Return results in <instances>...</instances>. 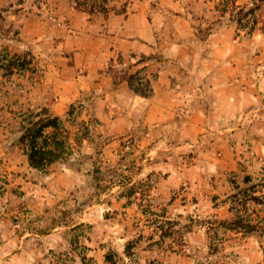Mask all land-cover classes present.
<instances>
[{
	"label": "rangeland",
	"instance_id": "rangeland-1",
	"mask_svg": "<svg viewBox=\"0 0 264 264\" xmlns=\"http://www.w3.org/2000/svg\"><path fill=\"white\" fill-rule=\"evenodd\" d=\"M45 1L15 0L0 8V264H264V27L246 36L232 26L237 57L228 62L235 67L221 92L222 117L207 123L206 135H191L201 133L181 128L191 105L178 104L171 121L155 126L147 107L133 112L128 106L123 118L125 105L101 101L102 92L61 101L65 89L54 88L59 75L69 81L87 67L78 68L66 47L77 32L71 17ZM88 1L153 12L164 2ZM202 1L180 0L200 12ZM238 11L232 9L234 20L254 18ZM30 13L43 14L60 37L28 39L21 19ZM256 18L264 26V8ZM202 23L203 48L209 27ZM131 62L119 60L116 68L126 72ZM188 76L185 70L176 81ZM135 77L143 85L149 80ZM201 90L189 93L193 103ZM71 106L72 128L85 121L89 137L67 163L45 171L31 166L17 143L22 119L42 108L67 119ZM113 253L115 262H107Z\"/></svg>",
	"mask_w": 264,
	"mask_h": 264
},
{
	"label": "crops",
	"instance_id": "crops-1",
	"mask_svg": "<svg viewBox=\"0 0 264 264\" xmlns=\"http://www.w3.org/2000/svg\"><path fill=\"white\" fill-rule=\"evenodd\" d=\"M14 1L0 0V8L7 7L5 4ZM45 2L47 3L43 2L44 5L59 10L61 17H71L77 32L74 36H68L69 42L65 46L75 52L77 67H87L83 74L76 69L69 81L63 74L61 77L59 75L54 88L65 89V93L59 91L61 101H72L84 91L92 94L102 92L104 99L99 97L101 101L119 108L125 105L123 118L128 116V106L134 108L133 112L147 107V121L155 126L171 121L178 104L188 105L189 108L191 105V113L181 120V128H199L201 133L197 131L191 135L201 136L206 135L205 130L210 120L222 117L220 114L223 113L224 99L221 92L230 80L231 68L235 67L228 62L237 57L238 43L231 36L232 26L235 25L236 30H239L230 5L224 6L225 0H218L213 9L206 6L207 0H203L201 12L200 7H195L191 2L185 7L180 0H164L162 8L155 12L148 6L129 11L121 2L117 6L120 9L110 7L106 12L91 14L77 8L75 0ZM239 3L237 0L236 5L245 9L252 5L250 0H246L244 4ZM44 18L43 14L36 13L34 16L25 15L21 19L23 33L28 39L45 43L48 39L60 37V29ZM201 19L202 26L209 27V35L203 40V48ZM171 34H176L177 37L171 38L167 45L160 43L162 38ZM224 54L229 56L225 57ZM125 58H130L132 62L130 69L121 73L116 64ZM223 68L226 69L224 73ZM185 70L189 73V79L176 81ZM137 74L149 79V96L136 93L131 88L126 76L134 77ZM197 87L203 88L198 104L188 97ZM130 119H127L128 122ZM145 119L142 121H146ZM188 124L189 127L186 126ZM253 181L254 179L251 182ZM261 193L264 196V186ZM258 257L259 255L257 259Z\"/></svg>",
	"mask_w": 264,
	"mask_h": 264
},
{
	"label": "trees",
	"instance_id": "trees-1",
	"mask_svg": "<svg viewBox=\"0 0 264 264\" xmlns=\"http://www.w3.org/2000/svg\"><path fill=\"white\" fill-rule=\"evenodd\" d=\"M236 1L225 0L224 6L230 5L232 9L239 8V13L244 12L245 7H238ZM75 2L77 8L89 13L98 10L106 12L110 9L106 1L99 6L95 2L90 4L88 0H75ZM250 2L252 5L247 8L248 11L245 15L250 14L254 18L243 22L244 18L239 16L236 20L239 30H243L248 36L252 35L257 29H263L264 27H259V20L256 18L257 13L264 8V0H250ZM124 10L126 11V8ZM127 79L136 93L143 96L150 95L151 86L149 80L143 85V81H137L135 76H127ZM141 79L144 78L141 77ZM73 108L71 106V109L67 111L69 116L67 119L54 116L45 108L35 113L32 112L22 119L18 129L20 134L17 138V143L21 146L24 153L27 154L31 166L45 171L58 161L67 163L74 157L76 150L83 145L84 140L89 137L91 129L85 121H82L77 128H72L71 125L76 123L77 119ZM66 122L69 124L67 125ZM115 255L118 254H107L105 257L107 262L114 263L113 256Z\"/></svg>",
	"mask_w": 264,
	"mask_h": 264
}]
</instances>
